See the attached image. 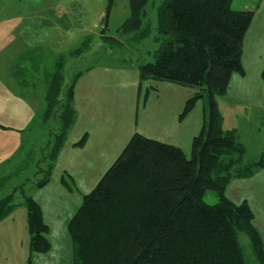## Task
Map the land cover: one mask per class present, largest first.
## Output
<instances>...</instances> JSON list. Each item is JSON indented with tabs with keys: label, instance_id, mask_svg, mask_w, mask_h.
Returning a JSON list of instances; mask_svg holds the SVG:
<instances>
[{
	"label": "trees",
	"instance_id": "1",
	"mask_svg": "<svg viewBox=\"0 0 264 264\" xmlns=\"http://www.w3.org/2000/svg\"><path fill=\"white\" fill-rule=\"evenodd\" d=\"M114 2L109 0L107 17ZM148 2L130 0L131 15L118 29V36L142 29ZM232 3L163 0L159 5L156 31L162 41L154 62L139 66L140 91L149 82L147 91H157L163 82L196 89L180 120L203 100L204 125L193 138L190 156L179 146L133 134L69 221L74 264H249L238 240L240 231L247 232L257 260L264 264V240L253 224V210L246 200L235 203L225 195L231 178L254 177L264 168V156L244 162L246 149L234 132L223 130L217 102L227 94L233 75L245 74L243 44L255 16L251 10H234ZM107 30L108 25H102V38L119 44L117 38L107 36ZM149 33L144 30L142 38ZM84 50L75 49L70 55L81 56ZM29 56L32 63L39 61L38 54ZM65 65L66 57L60 55L44 75L45 108L34 122L41 120L46 128L47 143L42 150L45 142L29 150V160L20 167L28 168L32 160L46 173L39 187L50 182L78 119L75 84L84 70L71 77ZM14 76L18 80L15 71ZM87 139L86 134L76 146L83 147ZM62 182L72 190L65 176ZM208 190L218 193L217 203L205 201ZM11 198L0 199V220L13 207ZM27 207L31 252L48 253L49 226L42 208L31 197Z\"/></svg>",
	"mask_w": 264,
	"mask_h": 264
},
{
	"label": "rangeland",
	"instance_id": "2",
	"mask_svg": "<svg viewBox=\"0 0 264 264\" xmlns=\"http://www.w3.org/2000/svg\"><path fill=\"white\" fill-rule=\"evenodd\" d=\"M2 1L5 10L0 9V143L4 141L5 149L0 147V199L12 195L13 207L0 220V264H74L69 221L82 205L83 196L95 188L121 154L136 131V123L139 122L140 132L164 142L177 138L190 156V142V149H186L188 137L202 128L204 101H199L179 126L177 110L181 103L183 109L185 101L196 90L163 82L158 83L159 91H147L152 85L149 82L140 91L139 66L154 62L161 45L162 38L156 27L157 10L163 0H149L142 29L126 37L118 36V29L131 15L130 0H115L109 17L106 14L109 0ZM232 7L254 11L255 16L243 44L245 74H234L240 80L230 83L227 94L218 97L217 102L223 130L234 132L238 143L246 149L244 162L249 163L264 156V0H233ZM102 25H108L107 36L117 38L119 44L102 38ZM146 29L150 31L149 36L142 38ZM1 40L13 45L7 47ZM36 47L42 49L38 56L29 52ZM81 47H85L81 56L70 55ZM14 48L19 54L12 69L24 83L25 87L20 89L23 94L16 92L13 84L16 78L3 73L1 66L2 59H8V52ZM29 53L39 61L32 63ZM60 55H65V68L71 77L93 64L99 67L97 73L83 78L78 86L79 110L85 116L82 125L93 130L90 131L93 138L84 162L77 160L71 165L74 181L65 174L72 190L63 184L56 166L44 187H39L38 182L46 173L40 172L32 160L28 168L20 170L29 160V150L34 146H42V150L47 143L46 128L41 120L34 121L45 106L42 77L52 70ZM11 83L14 86H9ZM41 142L45 143L40 146ZM7 176L10 178L1 182ZM225 195L235 203L248 202L255 215L253 224L264 240V171L254 177L231 178ZM29 197L40 204L49 226L47 237L51 249L48 253L31 252ZM204 199L208 204H215L219 195L208 190ZM238 240L247 262L260 264L247 232L240 231Z\"/></svg>",
	"mask_w": 264,
	"mask_h": 264
},
{
	"label": "crops",
	"instance_id": "3",
	"mask_svg": "<svg viewBox=\"0 0 264 264\" xmlns=\"http://www.w3.org/2000/svg\"><path fill=\"white\" fill-rule=\"evenodd\" d=\"M3 4V1L0 0V6ZM2 8V10H5V6L3 4V7H0V9ZM54 26V25H53ZM1 43H3V45H7V47L13 45V42L11 44H7L6 40H1ZM19 48V47H18ZM42 49H40V47H36L34 48L33 50H30L29 52H33V53H37L39 55V51H41ZM18 52H20L18 50ZM19 54V53H18ZM16 53V50L15 48L14 49H11L9 52H8V55L9 58L8 59H2V69H3V73H6L7 75H11V77L14 76V70L12 69V63H14V61H17V55ZM262 60V59H260ZM97 65L96 64H93L92 66H90L87 70L84 69V72L83 74L79 77V79L77 80L76 84H75V108L77 110V114H78V119H77V123L76 125L74 126V128L71 130V132L69 133V136H68V139H67V142L65 144V146L62 148V150L60 151L59 155H58V159H57V163H56V167H58V172L61 174V178H63L65 176V174H70L72 177L74 176V172L72 170V163H74L75 161H79L80 163H83L84 162V158L85 156L90 152V148H91V142H92V138H93V134L90 133V131L93 132V130H89L87 127L83 126L82 125V122L83 120L85 119V116H84V111L80 112L79 110V103H80V98H79V95H78V86L80 85V83L82 82L83 78H88L89 76H91V74H94V73H97V68L99 67H96ZM262 66V65H261ZM259 66V68L261 67ZM6 70V71H5ZM246 70V68H245ZM12 77V78H13ZM44 78V76L42 77ZM14 80V79H13ZM240 80V77H237V75H234L233 78H232V81H231V84H234V82L237 83V81ZM16 84V92H19L21 94L22 91H20V89H22V86L21 84L18 82L17 79L14 80L13 84ZM175 85V84H174ZM9 86H14L12 85H9ZM179 86V85H177ZM196 90V89H194ZM158 91H159V85H158ZM197 91V90H196ZM42 92H43V96H45V82L43 80V83H42ZM92 94L89 96V101L91 102L92 101V96L94 94V92L92 91L91 92ZM44 100V98H43ZM187 102V100L185 101V103ZM184 103V105H185ZM88 106H89V110L91 109L90 107V104L88 102ZM45 108V106H44ZM182 109V103L180 105V107L178 108L177 110V113L179 114L180 116V111ZM183 109H184V106H183ZM182 109V110H183ZM42 111V110H40ZM182 112V111H181ZM192 113V112H191ZM190 113V114H191ZM204 115V114H203ZM189 117V115L184 119V120H180V125L179 126H182L181 123L183 121H185L187 118ZM205 117V116H204ZM138 124L139 122L136 123V131L135 132H140L138 130ZM203 125H204V122H203ZM202 125V127H203ZM202 130V128L200 129V131ZM199 131V132H200ZM134 132V133H135ZM198 130L196 132H194L193 134L190 135V137H188V142H187V146H186V149L188 150V148L190 149L189 147V142H190V145H192V141H193V138L199 133ZM141 134H143L142 132H140ZM88 135V139H87V142L86 144L83 146V147H78L76 146V144L83 138L84 135ZM176 134H178L176 132ZM144 136H147L149 138H153V139H157L159 141H162L164 142V140H161V139H158L154 136H151V135H148V134H143ZM175 140H171V141H166V143H169V144H173V145H177L179 147H181L184 151L185 149L183 147L185 146H182L180 143H179V140H177V138H174ZM129 142V141H128ZM2 143V142H1ZM0 143V147H3L5 149V143L3 141V143L1 144ZM127 144H125L124 148L126 147ZM123 148V150H124ZM122 150V151H123ZM191 152V149L188 150ZM188 153V152H186ZM118 158V157H117ZM115 162V161H114ZM108 171V170H107ZM106 171V172H107ZM264 171V170H261V172ZM259 171V173H261ZM103 177V176H102ZM74 179V177H73ZM100 181V180H99ZM96 187V186H95Z\"/></svg>",
	"mask_w": 264,
	"mask_h": 264
}]
</instances>
